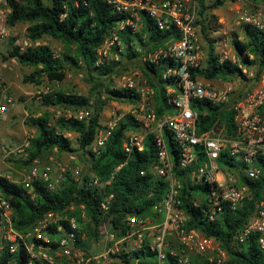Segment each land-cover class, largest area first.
Segmentation results:
<instances>
[{
	"label": "trees",
	"instance_id": "trees-1",
	"mask_svg": "<svg viewBox=\"0 0 264 264\" xmlns=\"http://www.w3.org/2000/svg\"><path fill=\"white\" fill-rule=\"evenodd\" d=\"M7 1L11 8L7 18L8 27H13L18 22H26L25 36L31 41L35 43L47 37L60 42L64 49L56 55L46 43L34 44L22 51L11 46L2 58L6 60L15 57L19 64L32 67L33 70L23 76V81L27 83L40 84L44 78L59 82L64 79L67 68L82 70L90 84V94L53 90L42 95V105H90L89 102L94 97L96 107L95 111L80 120L74 117H57L52 120L48 111L36 116L30 114L24 123L33 127L35 133L28 138L23 147V155L19 159L26 167L35 158H44L49 152L70 153L79 150L88 157L90 174L78 181L72 173L67 172L64 180L54 190H49L42 181H35L33 198L17 180L0 174V195L8 200L12 208L13 227L18 232L29 230L48 211L62 210L70 216H75L78 224L77 244L91 253L92 244L100 238L98 225L102 221L103 212L99 202L106 193L114 195L106 217L112 227L118 229L121 228L122 219L127 213H146L153 203L163 198L167 190V181L150 170L156 160L152 134L145 136L142 150L133 147L130 152H126L123 148V142L129 132L142 130L141 123L130 113L117 121L100 153L95 154L89 149L98 131L104 127L100 119L101 111L109 100H122L135 105L140 99L134 88L107 87L103 79L110 77L124 59L141 61L144 80L154 91L150 102L156 116L171 110L172 105L167 103L166 91L168 87L178 88V82L175 77H164L163 73L168 67L176 66V63L170 57H160L153 61L149 56L159 49H167L171 41L179 37V32L174 27L158 29L155 21L142 12L144 26L140 31L134 32L128 27L118 31L119 44L111 47L112 52L118 53V58L107 56L102 63H96L99 57L98 48L110 36L117 22L125 19V15L118 12L107 0ZM194 1L197 4L196 24L199 35L206 44V54L199 67L189 68L193 78L201 77L208 81L240 77L245 79L240 64L248 68L264 67L263 32L249 24L240 25L241 39L236 35L232 38L234 58H223L216 51L217 38L212 34L220 27L214 10L221 7L225 0ZM259 73L260 69L253 75L254 78ZM101 88L106 89V96L103 98ZM246 92L237 91L234 95L241 96ZM232 100L231 97L227 103L213 104L207 99H193L191 107L197 113V132L207 131L219 122L224 124L228 133H233V111L230 108ZM66 133L76 134V146L72 145ZM165 138L170 151L176 156L174 172L181 183V207L188 216L186 228L198 230L204 236L217 241L227 255L222 264H264V252L259 246L258 233L248 235L241 242L237 239L238 233L254 214L264 191V157L259 156L256 161L261 174L251 179L244 174L242 164L221 154L219 164L232 169L237 174L238 182L248 186V193L237 207L231 208L225 204L216 218L208 219L203 211L204 205H194V201L200 198L207 187L193 184L189 179L190 172L203 161V155L199 151L200 155L191 166L179 168L175 144L167 132ZM117 167L119 168L115 170ZM113 172L109 185L97 187L89 184L90 176L104 182ZM71 205L73 210L69 209ZM170 247L179 251L180 245L172 240ZM28 260L29 255L21 245L12 253L7 247L0 249V264H24ZM133 260H137V264H157L155 253L147 244L124 257L126 263ZM162 264L181 263L176 255L167 252ZM188 264L216 263L210 262L203 254L194 253L189 254Z\"/></svg>",
	"mask_w": 264,
	"mask_h": 264
},
{
	"label": "built area",
	"instance_id": "built-area-1",
	"mask_svg": "<svg viewBox=\"0 0 264 264\" xmlns=\"http://www.w3.org/2000/svg\"><path fill=\"white\" fill-rule=\"evenodd\" d=\"M125 19L117 22L110 36L98 48V60L102 63L104 57L111 55L117 59L118 53L111 47L118 42V31L125 27L134 32L140 31L144 24L142 12L147 13L160 30L174 27L179 37L168 45L167 49H159L149 56L155 61L160 57L172 58L176 66L168 67L164 77H175L178 88L168 87L167 103L171 110L156 116L151 98L152 87L129 76L124 86L134 88L140 95L139 101L131 107L130 114L141 123L144 132H129L123 142V148L130 152L133 147L143 149V141L147 134H152L156 149V160L150 170L154 175L167 181V190L163 198L153 203L144 214L127 213L122 219L121 228L114 229L106 217L112 203L113 193H106L99 202L103 212L102 221L98 225L99 241L103 243L100 253L92 254L77 244L76 230L78 224L75 216L65 211H48L38 219L26 232H18L13 227L12 208L0 195V249L7 247L12 253L21 245L29 255L24 264H127L126 255L147 244L155 253L157 264H162L167 252L177 256L181 264H188L189 254H203L210 262L222 264L227 255L219 243L206 237L198 230L187 229L188 216L181 207V183L174 172L175 155L170 151L165 133L167 132L177 149V166L188 168L200 155L203 161L189 174L193 184L206 185L200 198L194 205H204L203 211L208 219H214L227 204L235 208L248 193V186L238 182L237 174L228 166L220 165L219 158L224 154L244 167V174L255 179L261 174L256 165L257 157H264V75L259 82L245 94L235 96L236 83L225 82L222 86L204 83L200 78H193L189 68L199 67L204 61V51L200 44L199 28L196 24L197 4L194 0H107ZM236 13L237 25L249 24L264 33V5L255 8L248 6L249 0H232ZM10 5L7 0H0V41L10 36L7 25ZM12 46L20 51L37 44L26 36L12 35ZM121 50V48H119ZM15 57L9 58L15 60ZM8 59H0V118L15 106L16 101L9 94L3 71L8 67ZM242 73L253 76V72L239 65ZM235 97H234V96ZM233 111L234 130L228 133L223 123L216 122L207 131L198 133L196 130L197 113L191 107L193 99H207L213 104L229 102ZM65 117L83 119L91 113L90 105L66 107ZM123 115L108 120L97 133L89 149L100 153L111 130ZM75 159L73 154H70ZM55 165L59 173L55 174ZM119 167L115 168L117 170ZM114 170V171H115ZM81 180V169L77 164L62 166L52 156L35 158L21 172L18 181L34 197L33 183L42 181L49 190H54L64 180L66 173ZM114 172L104 182L95 176L89 177V184L103 187L110 184ZM73 206L69 207L73 210ZM82 208V205L81 207ZM82 216L84 214L82 213ZM252 233L259 234V246L264 252V191L257 203L254 214L238 233L241 242ZM177 241L179 251L171 249V241ZM137 261V260H135Z\"/></svg>",
	"mask_w": 264,
	"mask_h": 264
},
{
	"label": "rangeland",
	"instance_id": "rangeland-1",
	"mask_svg": "<svg viewBox=\"0 0 264 264\" xmlns=\"http://www.w3.org/2000/svg\"><path fill=\"white\" fill-rule=\"evenodd\" d=\"M47 1V0H45ZM248 6L251 8H255L256 5L253 3H248ZM234 4L232 0H225L224 4L216 9L214 12L217 15L218 23L220 25L219 30L214 32L212 36L217 38L216 41V51L221 54V57L223 58H234L235 56V50L234 45L232 44V38L233 35H236L238 39H241L242 37V31L241 26L237 25L235 23V10H234ZM26 22H18L15 26L9 27L10 28V36L9 38V49L12 46L13 43V36L16 34L19 37L25 36L26 33ZM39 43H46L48 44L54 51L56 55L62 53L64 47L62 44L54 39L51 38H44L37 42ZM200 44L202 46V49L204 51V57L206 54V44L200 37ZM7 52L5 53V55ZM111 57V55H108ZM0 59H3L2 57ZM15 65L16 67V77L14 79V87L17 88V91H28L27 94H22L20 97L17 98V103L25 102V108L28 110V115L24 117V115H21L17 121L14 123V129L15 133L17 134V137L19 139L18 142H9L5 141L3 143H0V153L1 155L3 152H7L5 158H0V174L3 176H6L9 179H15L17 181L21 178V172L25 168V166L22 165L21 161L19 159L22 157L23 153V142L27 141L30 136H32L35 133V129L33 127L27 126L23 121H21V118L26 119L30 114L31 115H40L41 113L48 111L51 114L52 120H54L57 117H65V113L67 112L65 106H55V107H46L42 105L41 99L42 95L49 93L53 90H63L65 92H75L77 94H84L88 95L90 94V84L86 80V74L82 70H78L75 68H67L66 69V75L62 81H48L46 78L42 80L40 84H34V83H27L23 81V76L25 74L30 73L33 69L30 66H23L19 64L18 62H10ZM10 63L9 66H10ZM141 66H143L141 61L132 59L127 60L124 59V62L117 68V70L110 76L103 79V83L107 87H123L126 83V79L129 76L135 77L136 80L140 82H144V76L142 73ZM248 70H251L253 72V75L257 72V70L260 69V73L257 77H247L246 78H235L232 80H214L213 82H209L208 80H205L204 78L200 77V80L204 83H210L215 86H222L225 82H235L236 83V91H248L251 88H253L258 82L261 76L264 75V67L258 68L257 66H253L251 68L246 67ZM7 84V83H6ZM8 86V85H7ZM9 94L11 93L10 88L8 87ZM101 98L106 96V89L101 88ZM13 97V96H12ZM90 109L91 111H95V99L94 97L91 98L90 102ZM133 106L132 103L122 100H109L107 104L103 107L101 111V123L102 125H105V123L117 117L119 114L125 115L130 112L131 107ZM141 131V130H140ZM138 131V132H140ZM144 132V131H141ZM66 136H68L71 141L72 145L76 146V134L73 133H66ZM70 154H73L75 159H72L70 157ZM54 156L58 162L62 165H68L70 166L73 164H77L79 168L81 169V177L87 176L89 173V164H88V157L85 153L82 151H75V152H65V153H59V152H49V156ZM45 156V157H46ZM55 174L59 173V166L55 165ZM71 173V172H70ZM103 250V243L101 241H97L96 243L92 244L91 253L97 254L100 253ZM10 264H13L11 262ZM128 264H133L128 263Z\"/></svg>",
	"mask_w": 264,
	"mask_h": 264
},
{
	"label": "crops",
	"instance_id": "crops-1",
	"mask_svg": "<svg viewBox=\"0 0 264 264\" xmlns=\"http://www.w3.org/2000/svg\"><path fill=\"white\" fill-rule=\"evenodd\" d=\"M249 3H253L256 6L257 5H264V0H249ZM215 11V10H214ZM9 38H5L4 40L0 41V58L3 57V55H5V53L7 52V50L9 49ZM13 60L9 61L8 58V62H12ZM13 62H17V60L15 59ZM3 76L4 79L8 85V87L10 88V95L13 96L14 100L16 101L15 106L10 107V109H8L3 116L0 118V143H3L5 141H9L12 142L13 141L16 143H19V139L17 137V134L15 133V129H14V123L15 121H17V119L21 116L24 115L27 116L28 115V110L25 108V102L22 103H17V98L20 97V95L22 94H27L28 91H17V88L14 87L13 83H14V79L16 77V67L14 64L10 63V66L8 65L7 68L4 69L3 71ZM214 80H220V79H213L210 80L209 82H213ZM24 118H21V121L24 122ZM27 141L23 142V145H26ZM7 152H3V154L1 155L0 153V158H5ZM133 264H137V261L133 260L131 261ZM130 262V263H131ZM128 264V263H127Z\"/></svg>",
	"mask_w": 264,
	"mask_h": 264
}]
</instances>
